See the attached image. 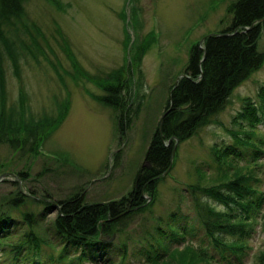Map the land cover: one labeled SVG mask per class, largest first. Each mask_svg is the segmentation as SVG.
Returning <instances> with one entry per match:
<instances>
[{
    "label": "rangeland",
    "instance_id": "1",
    "mask_svg": "<svg viewBox=\"0 0 264 264\" xmlns=\"http://www.w3.org/2000/svg\"><path fill=\"white\" fill-rule=\"evenodd\" d=\"M60 1L64 5L62 9L47 0L26 2L29 20L36 22L48 35L51 46L46 47L45 53L36 52L37 56L34 52L29 53L22 60L21 74L12 63H5L8 103L18 102L21 88L28 91L30 107L37 118L45 117V114L56 115L59 106L66 107L67 99L71 103L65 121L45 139L44 149L56 153L55 158L47 155V152L33 155L32 141L29 139L13 143L0 139V175L13 172L21 179L20 184L12 176L0 182V210L10 208L16 217L20 209H13L12 202L15 200H11L18 190L37 198L31 197L33 204L35 200H43L40 197L59 202L78 196L83 204L128 200L138 172L150 166L146 160L147 150L167 110L171 87L184 71L190 47L204 36L228 26L231 17L228 5L232 0L222 3L216 10L211 7L212 0H133L128 10L135 14L136 35L132 31V38L129 33L132 40L127 61L124 57L128 55V50L126 53L123 45L126 37L124 21L119 17V12L125 7L127 9L128 0ZM152 33L156 34L153 42L150 37ZM148 37L151 38L150 46L145 48L142 44V47L141 42L147 41ZM67 45L84 70L93 76L104 75L120 68L123 63L130 67L131 73L134 70L129 83L134 89L131 88L132 95L134 93L137 97L128 112L123 113L121 108L106 105L99 98L86 93L91 90L95 96L105 95L93 80L83 78L76 81L72 77L74 68ZM259 47L264 49V27ZM139 48L143 50L142 55L138 54ZM134 55L139 57L134 59L135 66L132 61ZM62 77L66 84H63ZM263 83L264 65L234 90L226 108L212 123L190 139L179 142L176 164L172 169L173 178L166 176L160 181L156 199L144 194L147 204L153 203L149 210L124 217L116 225L115 230L119 233L116 232L114 237L108 239L103 234V240L111 247L98 248L94 255L98 264L144 262L148 256L146 231L158 238V228L171 231L166 225L168 222L174 223L185 235L161 236L166 249L158 246V252L167 259L168 250L174 247L181 249L190 243L204 246L215 258V262L212 260L214 264H264L259 259L264 252V202L258 216L259 222L245 241L244 255L241 258L232 253L223 256L211 246L196 212V199L203 197L199 193L194 194L190 187L219 184L220 176L226 171L232 177L234 167L252 165L254 175L259 178V188L264 190V154L253 157V151L260 145L259 139H264V123L254 127L256 137L252 140V146L238 143L229 132L231 129H250L246 122L243 127L235 122V116L242 110L246 98L258 100V90ZM138 98L143 101L141 106H135ZM241 137L244 135L241 134ZM161 139L168 145L172 142V139L166 141L163 132ZM216 147L230 151L227 159L232 165L216 159ZM261 147L264 149V143ZM65 154L69 155L68 159H64ZM59 156L65 161L58 160ZM33 204V209L41 208ZM213 204L219 209L224 208L216 202ZM125 205L127 209L131 208L128 202ZM26 206L21 210H25ZM56 215V212L48 214L42 227L45 224L50 226ZM158 216L164 222L160 221L157 225L155 219ZM26 229L20 220L13 224L9 243ZM46 231L55 244L62 240L57 238L52 228ZM44 232L41 229V233ZM3 251L0 249V264H31L16 262ZM48 251L50 253L51 250ZM53 251L55 256L60 253L59 247ZM92 260L90 258L85 263L76 261L74 264H94ZM173 264L181 263L176 260Z\"/></svg>",
    "mask_w": 264,
    "mask_h": 264
},
{
    "label": "trees",
    "instance_id": "2",
    "mask_svg": "<svg viewBox=\"0 0 264 264\" xmlns=\"http://www.w3.org/2000/svg\"><path fill=\"white\" fill-rule=\"evenodd\" d=\"M47 1L59 9L64 8L60 0ZM26 2L28 0H0V139L12 143L24 138L29 139L32 141L31 153L37 156L41 154L39 149L45 144V139L51 136V133L53 135L65 120L71 103L70 99H67L69 102L66 107L59 106L56 115L45 114V117L38 118L30 107L29 93L25 88L19 89L17 104L8 103L5 63H12L21 74L22 60L27 58L29 53L34 52L37 56L36 52L45 53L46 47L51 46L48 35L36 22L29 20ZM225 2L227 0H212V6H220ZM228 12L231 17L226 28L206 35L203 43H194L190 47L188 61L181 72L184 76L172 85L167 103L168 111L163 118V137L166 141L173 138L172 142L167 145L162 141L158 127L146 153L150 166L138 172L128 200L124 198L121 202L83 204L79 197L75 196L59 201L60 208H57L47 200H35L33 204L30 201L31 197L34 198L31 194L18 190L16 197L11 200H15L12 202V208L20 209L18 217L14 216L10 208L0 210V249L4 250V254L21 263L74 264L76 261L85 263L91 258L94 259L92 263L98 264L94 255L98 248L104 249L108 245L103 240V234H106L108 239L114 237L116 232L119 233L115 230L116 225L124 217L151 208L153 203L147 204L144 194L147 193L153 200L156 199L160 181L166 176L172 177L178 152L176 142L182 143L190 139L212 123L226 108L234 90L264 65V49L259 47L264 27V20H261L264 18V0H232L228 5ZM134 15L132 13V19ZM119 17L126 21L124 9L119 12ZM126 27L128 28L123 24L126 34L123 45L127 53L131 37ZM142 44L145 48L150 46L151 38L148 37ZM67 47L74 68L72 77L76 81L83 78L93 80L105 94L95 96L93 91L87 90L86 93L90 97H97L106 105L121 108L123 113L133 107L132 103L135 104V101L132 100V86L129 83L131 70L127 64L123 63L120 68L112 69L99 77L93 76L79 64L70 46ZM124 58L127 61V55ZM134 59L139 57L134 55L133 65ZM77 74L79 76H76ZM63 79L62 77L63 84H66ZM257 97V101L246 98L242 110L235 116V122L240 123L241 127L246 122L250 129L229 130L237 142L243 145H254V127L258 123H264V83L259 88ZM136 102L135 106H141L143 101L138 98ZM120 124L124 129L122 120ZM241 134L244 137H241ZM258 142L260 145L253 151L254 158L264 154L261 147L264 139L260 138ZM214 154L219 162L222 159L224 163L232 165L227 159L231 154L227 148L216 147ZM253 167H234L233 176H229L226 171L220 176L219 184L190 186L194 194L199 193L203 197L196 199V212L211 246L223 256L232 253L241 258L245 253V241L259 222L264 190L259 188V178L254 175ZM166 170H169V174H165ZM126 202L131 207L130 211L120 215L128 208ZM214 202L224 208L219 209ZM31 204L41 208L33 209ZM24 205H27L25 210H21ZM53 212L57 215L51 220L50 226L45 224L42 227L48 214ZM17 219L27 229L9 243L8 237L12 233L13 224L19 222ZM155 220V224L163 221L161 216ZM166 225L171 231L158 228V238L152 232L146 231L145 246L148 256L140 264H173L176 260L181 264H214L212 260L215 262V258L204 246L190 243L181 249L174 247L168 250V259L159 255L158 246L166 249L161 236L185 235L174 223L168 222ZM49 228L53 229L57 238L62 239L57 244L47 235L46 230ZM41 229L45 230L44 234ZM58 247L60 253L55 256L53 250ZM109 247L111 246L108 245L107 248ZM48 250H51L50 253ZM46 255L48 256L45 259ZM261 255L259 259L264 261V252Z\"/></svg>",
    "mask_w": 264,
    "mask_h": 264
},
{
    "label": "water",
    "instance_id": "3",
    "mask_svg": "<svg viewBox=\"0 0 264 264\" xmlns=\"http://www.w3.org/2000/svg\"><path fill=\"white\" fill-rule=\"evenodd\" d=\"M247 29H249V28H251V27H246ZM168 110H166V112H167ZM166 112H164V114L162 115V117H161V120H160V124H159V130H160V133L162 132V125H163V118H164V115L166 114ZM173 139V138H172ZM169 141H171V139L169 140ZM168 145V144H167ZM173 156H174V152H173ZM173 158V157H172ZM8 176H12V177H15L17 180H18V182H19V184L21 183V179L16 175V174H14V173H12V172H6V173H3V174H1L0 175V182L1 181H3L6 177H8ZM22 190V189H21ZM40 198H42L43 200H47V201H49V202H51V203H53L56 207H60L59 206V204H58V202L57 201H55L54 199H49V198H46V197H40ZM122 215V214H121Z\"/></svg>",
    "mask_w": 264,
    "mask_h": 264
},
{
    "label": "bare ground",
    "instance_id": "4",
    "mask_svg": "<svg viewBox=\"0 0 264 264\" xmlns=\"http://www.w3.org/2000/svg\"><path fill=\"white\" fill-rule=\"evenodd\" d=\"M64 121H65V120H64ZM64 121H63V122H64ZM61 128H62V127H61Z\"/></svg>",
    "mask_w": 264,
    "mask_h": 264
}]
</instances>
